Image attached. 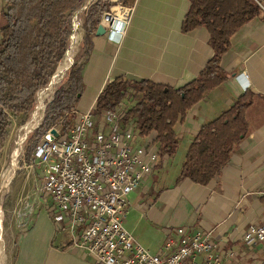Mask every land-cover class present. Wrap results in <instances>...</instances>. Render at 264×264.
<instances>
[{"label":"crops","instance_id":"1","mask_svg":"<svg viewBox=\"0 0 264 264\" xmlns=\"http://www.w3.org/2000/svg\"><path fill=\"white\" fill-rule=\"evenodd\" d=\"M3 5L0 0V9ZM132 5L133 13L120 38L94 32L89 45L84 46L89 56L82 65L83 91L75 107L76 117L94 108L98 94L114 78L153 80L178 88L191 82L213 55L206 28L181 29L187 0H134ZM220 63L225 81L208 91L175 124V133L181 136L177 153L164 158L161 166L129 193L123 223L136 241L154 254L176 236V228L185 227L211 234L223 264H260L264 263V251H247L241 237L248 226L264 219L262 12L233 33ZM246 83L249 86L243 91ZM243 94L253 97L245 110L248 134L237 142L220 174L207 185L189 179L176 183L198 128ZM30 211L34 216L31 221L30 216L25 219L27 227L16 220L22 227L13 233L10 264H94L86 253L71 247L67 232L56 229L46 204H28L14 212L21 217ZM228 251L234 256H228ZM196 263L204 264L203 258Z\"/></svg>","mask_w":264,"mask_h":264},{"label":"trees","instance_id":"2","mask_svg":"<svg viewBox=\"0 0 264 264\" xmlns=\"http://www.w3.org/2000/svg\"><path fill=\"white\" fill-rule=\"evenodd\" d=\"M82 1L4 0L0 9V159L13 119H20V124L29 119L37 92L48 84L56 70L70 42L73 14ZM187 1L182 31L189 32L199 26L206 28L213 50L199 74L178 88L153 80L114 78L98 94L92 109L97 119L108 109H124L123 119L135 124L138 135L153 138L158 151L156 166L178 151L181 136L175 133V124L208 91L225 81L220 59L229 49L233 33L260 12L254 0ZM111 4L110 0H94L84 10L83 40L64 84L55 89L41 124L29 138L35 142L26 148V157L31 158L37 137L52 125L62 120L66 130L75 121V107L83 91L82 65L89 56L84 46L89 45L101 14ZM252 100L247 94L239 96L232 106L222 109L218 116L198 128L187 147L176 183L189 179L195 184L207 185L220 174L237 142L248 134L245 110Z\"/></svg>","mask_w":264,"mask_h":264},{"label":"built area","instance_id":"3","mask_svg":"<svg viewBox=\"0 0 264 264\" xmlns=\"http://www.w3.org/2000/svg\"><path fill=\"white\" fill-rule=\"evenodd\" d=\"M122 1L99 18L108 37L120 38L133 13V5ZM254 1L264 15V0ZM124 114V109H108L97 119L93 110L83 111L66 130L59 122L36 139L25 167L41 169L38 197L53 225L67 232L71 247L94 264H198L199 257L204 264H223L209 233L178 227L176 236L154 254L125 229L128 195L153 172L158 151L153 138L134 134L136 126ZM52 128L57 135L48 139ZM241 240L247 251H264V219L248 226Z\"/></svg>","mask_w":264,"mask_h":264},{"label":"rangeland","instance_id":"4","mask_svg":"<svg viewBox=\"0 0 264 264\" xmlns=\"http://www.w3.org/2000/svg\"><path fill=\"white\" fill-rule=\"evenodd\" d=\"M90 1L92 2L94 0H88V1L86 0L85 4L88 5ZM119 1L120 0H118V2ZM118 2H114L111 5H114L115 3L118 4ZM122 2L128 3L129 0H123ZM84 12L83 10H81L79 15L76 16L74 23H71V26L72 24L74 25V31L72 32L70 36V39H69L70 42L68 43V46H67L68 50L65 53L66 54L65 57L68 56V52L71 48V45L73 44V37H74V33H75L77 26H78V33H79L80 40L77 44V47L75 48V52L73 53L74 55L72 56V58L70 59V62L66 66V70L64 71V74L59 84L56 86V88L60 84H64V81L67 77V73L69 70L68 66L71 63V61L73 63L74 58L77 55L76 53L78 52V49L80 47L81 41L83 40L82 39L83 30H82V26L80 25V22L82 24L83 19H84ZM67 60L68 59H66V61ZM81 60L82 59H79V61ZM62 62L59 63L58 67L62 64ZM59 70H60V67H59ZM51 82L52 81H50V83L38 93L36 97L37 100L32 110V113L29 119L26 120L27 122L29 121L28 123H26L25 121L23 124H20V119H13L12 126H11L12 128H11L10 135L7 141L8 143L1 155L2 157L0 159V191H2L3 189L4 190L0 197V264H10L9 253H11L10 251L11 249L9 248V246L11 245L12 247V242H13L12 238L14 236L13 233L15 232L16 228L20 229L22 227V226L16 225V220L17 222L21 221L22 222L21 224L25 228L27 227L25 226L26 225L25 219L27 218V216H30L29 217L30 221L31 219H33V216H34V215H31L33 212L30 211L31 213L26 212V213H23L21 217H18L17 213L14 211H16L19 208L28 206V204L29 206L31 204L34 206V205H37L38 202L39 203L41 202L40 197H38L39 193L37 189L39 190L41 186L40 176L42 172L40 168L38 170H34V169L30 170L27 167H25L31 160V158L26 157L25 152H26V148L28 147V145L35 142V140L33 139L29 140V138L32 135L33 131L37 129L39 125L41 124L45 116V113H46L45 105L52 99L53 92L51 93L50 96L42 98L44 96L43 94L45 93V91L50 87ZM59 122L62 124V120ZM59 122H57V124H59ZM92 131L94 132L95 130L92 129ZM134 134L137 136L138 132L135 133L134 131ZM139 140L140 138L138 137L136 139V142H138ZM7 176L8 178L5 180V177ZM4 182H6V185L4 184ZM16 215H17V219H16Z\"/></svg>","mask_w":264,"mask_h":264},{"label":"water","instance_id":"5","mask_svg":"<svg viewBox=\"0 0 264 264\" xmlns=\"http://www.w3.org/2000/svg\"><path fill=\"white\" fill-rule=\"evenodd\" d=\"M85 3H86V0H83L82 1V3L80 4V6L76 9V12L73 14V17H72V23H74V21H75V19H76V16L81 12V10H83V12H84V10L86 9V8H88V6L90 5V3H91V1H90V3L88 4V5H86L85 6ZM80 25L82 26V30H83V35H84V33H85V31H84V27H83V25L81 24V22H80ZM74 31V25L72 24V31H71V34H72V32ZM104 33H105V29H104V27L102 26V25H100V24H98V26H97V28H96V31H95V34L96 35H104ZM71 34H70V36H71ZM83 35H82V37H83ZM70 36H69V38H70ZM69 40V39H68ZM70 41V40H69ZM68 49V47L64 50V52H63V56H62V58L60 59V61L58 62V64H57V66H56V70L54 71V73L51 75V77H50V80L48 81V84L50 83V81H52V79L55 77V75L57 74V67H58V65H59V63L60 62H62L63 61V59H64V57H65V52H66V50ZM71 64H72V61H71V63L69 64V66L68 67H70L71 66ZM67 78V77H66ZM47 84V85H48ZM47 85H45L44 87H42L41 89H39V91L37 92V94H36V97H37V95H38V93L41 91V90H43ZM55 91V90H54ZM54 91H53V93H54ZM53 93H52V95H53ZM37 100V99H36ZM50 102V101H49ZM48 102V103H49ZM35 103H36V101H35ZM48 103H46V105L48 104ZM35 105V104H34ZM46 105H45V107H46ZM34 108V107H33ZM29 122V121H28ZM27 121H26V123H28ZM25 123V124H26ZM51 135H54V136H56L57 135V131H56V129L55 128H52L51 129V131H50V134H47L46 135V138H48V139H51L52 137H51ZM15 172V171H14Z\"/></svg>","mask_w":264,"mask_h":264},{"label":"bare ground","instance_id":"6","mask_svg":"<svg viewBox=\"0 0 264 264\" xmlns=\"http://www.w3.org/2000/svg\"><path fill=\"white\" fill-rule=\"evenodd\" d=\"M79 33H78V26L76 27V30H75V33H74V37H73V44L71 45V48L68 52L69 56H68V60L66 61V63L64 62V64L60 67V70L59 68H57V74L55 75V77L53 78L51 84H50V87L45 91V93L43 94L44 96L42 98H45L47 96H50L51 93L54 91V89L56 88V86L59 84L63 74H64V71L66 70V66L68 65V63L70 62V59L72 58V56L74 55L73 53L75 52V48L77 47V44L79 42ZM67 57V56H66ZM65 57V58H66ZM64 58V59H65ZM37 124V123H36ZM34 126V125H33ZM30 127V126H29ZM33 129V128H31ZM16 161V160H15ZM14 167V166H13ZM12 169V168H11ZM9 173V172H8ZM8 178L5 177V180ZM9 180V179H8ZM8 182V181H7ZM4 184L6 185V182H4ZM4 185V187H5ZM4 190V189H3ZM2 191H0V197H1V194H2Z\"/></svg>","mask_w":264,"mask_h":264}]
</instances>
